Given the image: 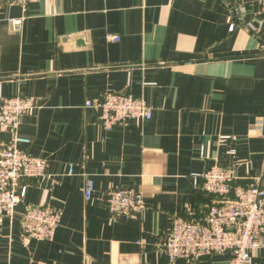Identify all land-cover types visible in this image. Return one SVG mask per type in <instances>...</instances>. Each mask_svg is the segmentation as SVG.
<instances>
[{
    "label": "crops",
    "instance_id": "1",
    "mask_svg": "<svg viewBox=\"0 0 264 264\" xmlns=\"http://www.w3.org/2000/svg\"><path fill=\"white\" fill-rule=\"evenodd\" d=\"M259 5L33 0L23 10L4 0L0 98L32 101L18 129L30 142L18 147L47 167L22 181L25 196L0 222V264H230V252L170 262L158 244L174 215L202 218L212 202L194 190L193 174L220 167L264 187V20L249 26ZM105 91L142 97L150 119L105 130L84 107ZM9 137L0 127V147ZM115 186L143 196V216H110L104 201ZM31 205L60 212L51 241L21 238ZM250 264H264V245Z\"/></svg>",
    "mask_w": 264,
    "mask_h": 264
},
{
    "label": "built area",
    "instance_id": "2",
    "mask_svg": "<svg viewBox=\"0 0 264 264\" xmlns=\"http://www.w3.org/2000/svg\"><path fill=\"white\" fill-rule=\"evenodd\" d=\"M4 0H0L1 3ZM33 0H6L25 10ZM257 30L264 20V0H260ZM13 29L20 26V19L8 20ZM235 28L230 23L229 30ZM111 41H119L116 35H107ZM33 107L30 99L20 96L0 98V127L10 137L0 147V222L11 217L16 206L25 196L24 179L46 176V163L18 147L30 140L19 135L21 117ZM84 107L92 109L102 127L110 131L124 126L129 120L150 119L151 110L142 97L116 91H105ZM71 173V169L69 170ZM194 190L210 195L213 200L206 206L202 218L189 219L174 215L161 243L158 244L170 262L177 259L199 261L212 254L230 252V264H250L253 251L264 243V187L257 181L241 185L234 174L220 167L193 174ZM94 190L91 178L83 181V196L89 200ZM105 205L112 218L141 217L147 203L140 193L119 186L106 194ZM61 221V214L47 206H27L20 215L19 232L25 240L51 241Z\"/></svg>",
    "mask_w": 264,
    "mask_h": 264
}]
</instances>
